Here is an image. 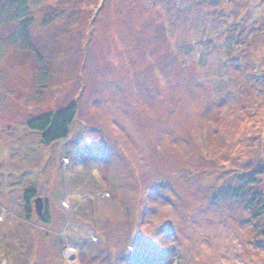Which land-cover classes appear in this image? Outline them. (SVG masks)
Listing matches in <instances>:
<instances>
[{"label":"rangeland","instance_id":"obj_1","mask_svg":"<svg viewBox=\"0 0 264 264\" xmlns=\"http://www.w3.org/2000/svg\"><path fill=\"white\" fill-rule=\"evenodd\" d=\"M0 264H264V0H0Z\"/></svg>","mask_w":264,"mask_h":264},{"label":"trees","instance_id":"obj_2","mask_svg":"<svg viewBox=\"0 0 264 264\" xmlns=\"http://www.w3.org/2000/svg\"><path fill=\"white\" fill-rule=\"evenodd\" d=\"M76 114L77 107L75 104H72L59 110L57 113L44 114L33 119L32 121H29L28 127L30 130L39 132L42 142L47 145H51L58 140L67 138L70 135L71 126L76 118ZM250 182L252 184H256L255 180L252 178H250ZM36 196V190L27 191L25 195V212L27 213V218L30 220H32V215L36 214L33 208H31V199L35 198ZM254 198L257 199V197ZM258 200H261V197H259ZM44 210L45 212L43 211V215L41 217L37 215V220L41 224L45 225L46 228H48L47 226L48 224H51L52 217L48 204L45 205ZM135 248H137L136 245Z\"/></svg>","mask_w":264,"mask_h":264},{"label":"water","instance_id":"obj_3","mask_svg":"<svg viewBox=\"0 0 264 264\" xmlns=\"http://www.w3.org/2000/svg\"><path fill=\"white\" fill-rule=\"evenodd\" d=\"M44 210V202L41 197L35 199V212L36 214L41 217L43 215Z\"/></svg>","mask_w":264,"mask_h":264},{"label":"built area","instance_id":"obj_4","mask_svg":"<svg viewBox=\"0 0 264 264\" xmlns=\"http://www.w3.org/2000/svg\"><path fill=\"white\" fill-rule=\"evenodd\" d=\"M135 248V245L133 246V249Z\"/></svg>","mask_w":264,"mask_h":264}]
</instances>
